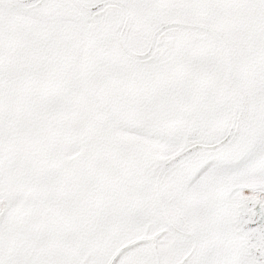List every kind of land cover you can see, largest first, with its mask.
<instances>
[{
  "label": "snow or ice",
  "instance_id": "6c2138e0",
  "mask_svg": "<svg viewBox=\"0 0 264 264\" xmlns=\"http://www.w3.org/2000/svg\"><path fill=\"white\" fill-rule=\"evenodd\" d=\"M0 264H264V0H0Z\"/></svg>",
  "mask_w": 264,
  "mask_h": 264
}]
</instances>
